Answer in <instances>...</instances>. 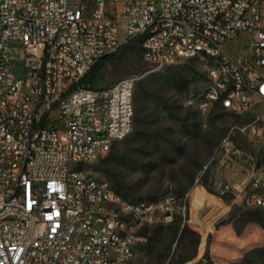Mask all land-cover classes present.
<instances>
[{
	"label": "built area",
	"instance_id": "obj_1",
	"mask_svg": "<svg viewBox=\"0 0 264 264\" xmlns=\"http://www.w3.org/2000/svg\"><path fill=\"white\" fill-rule=\"evenodd\" d=\"M137 38L146 74L202 65L197 107L238 121L217 192L264 209V0H0V264H136L143 230L179 212L173 186L135 201L95 169L133 130L142 77L85 79Z\"/></svg>",
	"mask_w": 264,
	"mask_h": 264
},
{
	"label": "rangeland",
	"instance_id": "obj_2",
	"mask_svg": "<svg viewBox=\"0 0 264 264\" xmlns=\"http://www.w3.org/2000/svg\"><path fill=\"white\" fill-rule=\"evenodd\" d=\"M13 47L15 73L21 77L24 53ZM149 70L137 38L108 59L92 82L107 87L125 77H142L135 91L133 130L95 169L129 199L156 201L170 186L182 199L172 221L143 230L147 241L137 250L136 264H206L217 259L264 264V209L217 192V183L225 179L218 163L221 143L228 135L238 136V121L216 108L197 107L195 100L204 89L202 65L189 61L160 73L146 74Z\"/></svg>",
	"mask_w": 264,
	"mask_h": 264
},
{
	"label": "trees",
	"instance_id": "obj_3",
	"mask_svg": "<svg viewBox=\"0 0 264 264\" xmlns=\"http://www.w3.org/2000/svg\"><path fill=\"white\" fill-rule=\"evenodd\" d=\"M130 41H128L127 43H129ZM127 43H124L120 46L119 50H122ZM114 55V54H113ZM113 55H109L104 57L103 59H101L96 65L95 67L89 72V74L87 75L86 79H85V83L86 84H92V82L96 79V77L99 75V73L102 71V69L105 66L106 61H108V59H110ZM139 104V108H141V104H140V98L137 101ZM219 110V109H218ZM119 192V191H117ZM207 264V263H206Z\"/></svg>",
	"mask_w": 264,
	"mask_h": 264
},
{
	"label": "crops",
	"instance_id": "obj_4",
	"mask_svg": "<svg viewBox=\"0 0 264 264\" xmlns=\"http://www.w3.org/2000/svg\"><path fill=\"white\" fill-rule=\"evenodd\" d=\"M226 178L229 179H236L237 178V174L236 173H227L225 174Z\"/></svg>",
	"mask_w": 264,
	"mask_h": 264
},
{
	"label": "bare ground",
	"instance_id": "obj_5",
	"mask_svg": "<svg viewBox=\"0 0 264 264\" xmlns=\"http://www.w3.org/2000/svg\"><path fill=\"white\" fill-rule=\"evenodd\" d=\"M203 252V247L200 248L199 255H201Z\"/></svg>",
	"mask_w": 264,
	"mask_h": 264
}]
</instances>
